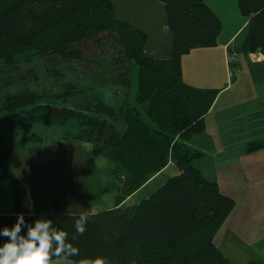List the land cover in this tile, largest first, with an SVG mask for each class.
Masks as SVG:
<instances>
[{
	"label": "trees",
	"instance_id": "1",
	"mask_svg": "<svg viewBox=\"0 0 264 264\" xmlns=\"http://www.w3.org/2000/svg\"><path fill=\"white\" fill-rule=\"evenodd\" d=\"M156 1L165 6L173 36L163 61L145 54L146 34L118 21L110 0H0V71L18 73L39 58L62 72L60 78L49 75L61 81L60 92L25 83L0 94V168L14 153L8 134L23 125L55 129L52 138L61 147L73 140L92 143L94 155L113 165V206L88 214L76 240L71 237L80 215L62 213L55 200L35 203L25 218L26 224L50 219L66 231L79 249L74 264H231L216 236L236 201L196 168L204 153L191 145L204 132L220 90L195 88L182 76L185 55L217 46L222 21L204 0ZM237 4L248 23L236 53L264 55V0ZM101 123L107 137L99 133ZM262 149L264 142L248 148ZM170 163L176 176L148 199L122 206Z\"/></svg>",
	"mask_w": 264,
	"mask_h": 264
},
{
	"label": "crops",
	"instance_id": "2",
	"mask_svg": "<svg viewBox=\"0 0 264 264\" xmlns=\"http://www.w3.org/2000/svg\"><path fill=\"white\" fill-rule=\"evenodd\" d=\"M110 1L118 21L146 34L145 54L168 60L173 36L164 4L156 0ZM204 1L222 21V32L216 47L195 49L183 57L182 76L190 86L219 89L220 93L205 117L204 132L191 140L204 153L195 166L236 201L223 225L225 236L232 240L229 248L241 252L246 260L242 264H264V149L248 150L250 145L264 142V55H240L233 72L228 51L236 52L242 45L248 19L234 0ZM221 2L226 6L220 7ZM31 137L19 138L20 144L31 143ZM15 138L11 141L14 153L5 157V167L0 168V228L12 227L20 213L29 216L35 203L55 200L61 212L69 215L97 213L113 206L117 188L113 165L94 155L92 143L73 140L61 147L59 139L52 138L39 150L22 151ZM177 174V167L168 164L122 206L148 199Z\"/></svg>",
	"mask_w": 264,
	"mask_h": 264
},
{
	"label": "clouds",
	"instance_id": "3",
	"mask_svg": "<svg viewBox=\"0 0 264 264\" xmlns=\"http://www.w3.org/2000/svg\"><path fill=\"white\" fill-rule=\"evenodd\" d=\"M88 222L86 213L75 220L73 241L85 233ZM0 236L7 238L0 245V264H74L73 257L79 255L69 234L43 217L26 224L24 214L20 213L12 227L0 230Z\"/></svg>",
	"mask_w": 264,
	"mask_h": 264
},
{
	"label": "rangeland",
	"instance_id": "4",
	"mask_svg": "<svg viewBox=\"0 0 264 264\" xmlns=\"http://www.w3.org/2000/svg\"><path fill=\"white\" fill-rule=\"evenodd\" d=\"M236 1L235 0L233 1L234 4H237V3H235ZM224 6H226V3L220 4V7H224ZM236 6H238V4ZM237 10H239V9H237ZM245 35H246V30H244L243 35L241 37H244ZM240 39L241 38H239L238 41H240ZM237 43H239V42H237ZM85 52H88L89 54L92 53L91 48L89 46L85 45ZM97 55L103 56V53L100 52V53H97ZM112 55L113 54L107 52L106 58L110 59L112 57ZM104 61H108V59H105ZM25 66L26 67L19 69V71H21V72H28L29 71L33 75L29 76L25 80H13V81H11L10 85H18V87H20L19 85H22L25 83H32V85L30 86L32 89H37V90H41V91L45 90L46 93H48L50 91H53V92H58V91L60 92L61 91L60 90L61 85H59L61 83V81H56L52 78V77H56V76L58 78L62 77L61 76L62 72L58 71L56 69V66H52L50 63H45L44 60L39 59V58H34L30 65H25ZM11 70H13V69H11ZM3 72H5V68H2L0 71V73H3ZM6 72H7V70H6ZM46 73H48V74H46ZM17 74L18 73L16 71H13V73H11L9 75V77L17 76ZM49 75H51L52 77H49ZM135 82H136V72L133 71V83L135 84ZM257 83L259 84L258 81H257ZM245 88H248V85ZM260 89H263V88H260ZM103 127L104 126L101 123L99 126V133L100 134L103 133L104 137H107V132L106 131L103 132L104 131ZM54 131H55V129H53V128H44V127L38 126V125H25V126H22L18 129H16L12 133H10L6 143L10 146H13V144H11V141H13V139L16 137L14 142L16 144H20L19 138H21L22 140L28 139L29 135L31 134V136H32L31 137V143H27V144L21 143L20 145H22V146L21 147L19 146L18 149L22 150V151H25L26 149L39 150L44 145V142L47 139H52V137H53L52 135L54 134ZM234 197H235V195H234ZM223 228L224 227H222L220 229L218 235L216 236V244L218 245V247L220 248V250L222 251V253L224 254V256L226 258H231L233 264H242L243 262L245 263L246 260L244 259V256L242 257V254H240L241 252H233L232 251L233 248H231V249L229 248V246H231L230 244H231L232 240L230 239V237L225 236ZM246 255H248V254H246ZM249 256L251 257V254H249Z\"/></svg>",
	"mask_w": 264,
	"mask_h": 264
},
{
	"label": "flooded vegetation",
	"instance_id": "5",
	"mask_svg": "<svg viewBox=\"0 0 264 264\" xmlns=\"http://www.w3.org/2000/svg\"><path fill=\"white\" fill-rule=\"evenodd\" d=\"M34 73V72H33ZM19 74V75H18ZM17 76L9 77L10 74L3 72L0 74V94L11 84L13 80H25L33 74L31 72H21L19 71Z\"/></svg>",
	"mask_w": 264,
	"mask_h": 264
},
{
	"label": "built area",
	"instance_id": "6",
	"mask_svg": "<svg viewBox=\"0 0 264 264\" xmlns=\"http://www.w3.org/2000/svg\"><path fill=\"white\" fill-rule=\"evenodd\" d=\"M227 59L229 65L231 66L233 64H237L240 61V55L234 52L233 50L228 51Z\"/></svg>",
	"mask_w": 264,
	"mask_h": 264
}]
</instances>
